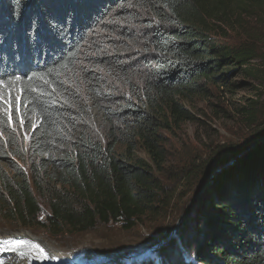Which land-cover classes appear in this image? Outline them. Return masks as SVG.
I'll list each match as a JSON object with an SVG mask.
<instances>
[{"label": "trees", "instance_id": "1", "mask_svg": "<svg viewBox=\"0 0 264 264\" xmlns=\"http://www.w3.org/2000/svg\"><path fill=\"white\" fill-rule=\"evenodd\" d=\"M255 59L264 0H0V225L59 239L119 223L158 246L144 264H264V93L234 115L258 140L166 166L186 105L227 74L264 85Z\"/></svg>", "mask_w": 264, "mask_h": 264}, {"label": "rangeland", "instance_id": "2", "mask_svg": "<svg viewBox=\"0 0 264 264\" xmlns=\"http://www.w3.org/2000/svg\"><path fill=\"white\" fill-rule=\"evenodd\" d=\"M251 63L262 66L261 69L264 70V65L259 59H255ZM227 75V83L231 85L229 89L221 85L218 97H212L207 101H195L192 105H186L189 110L191 109L194 112L196 120L183 123L175 136H171L170 145L167 148L169 156L166 166L172 162L173 158L175 160L176 156L187 150H199L202 148L203 142L218 141L228 142L235 146H243V144L245 145V143H249L253 139H259V137L251 135L250 132L245 133V127L237 122L234 115L235 111H238L241 106L247 105L249 100L262 98L264 85L238 73L233 76ZM1 94L2 90L0 89V107L2 108L3 101L1 99L3 97ZM5 99H9L7 95ZM221 101L223 104H220ZM216 104L227 106L229 112L220 110L221 112L218 113L219 108L216 107ZM4 106L8 108V101L4 103ZM9 127L11 129L9 131H12V125ZM16 133L18 138L25 134L20 131ZM23 138L25 140V137ZM137 155L147 159L146 155L141 151H138ZM183 214L181 215L183 216ZM181 215L177 219L178 221L182 217ZM42 217L40 216V218ZM177 220L175 223L178 222ZM120 229L119 223H117V225L98 227L83 235L69 236L66 233L63 237L54 239L43 231L26 228L12 229L0 225V241L3 239V236H1L3 233L17 234L28 232L37 238H43L58 250L57 252L45 246L46 244L43 245L42 242H38L37 239L32 240L22 235L17 239L25 242L20 250L26 255L22 257L17 253L5 251V253H1L0 258L8 260L10 263L7 264H115L118 261L120 262L121 258H125L127 261L133 259L135 264L147 262L152 257L153 250L158 247L149 245L152 242L151 237L146 234L147 231L140 227L130 231H122ZM174 231L175 228L167 238L173 236ZM167 238L163 237L158 242L164 243ZM31 245H39L48 258H42L39 249L30 247Z\"/></svg>", "mask_w": 264, "mask_h": 264}, {"label": "snow or ice", "instance_id": "3", "mask_svg": "<svg viewBox=\"0 0 264 264\" xmlns=\"http://www.w3.org/2000/svg\"><path fill=\"white\" fill-rule=\"evenodd\" d=\"M25 242L23 241H14V240H10V239H5L0 241V251H10L13 253H17L20 256H25L26 254L24 252H22L20 249L22 247V245ZM30 247H35L37 249H39L40 255L42 258H48L47 255L45 254L44 250L42 248H40L39 245H31ZM55 258V257H52ZM0 264H3V261H0Z\"/></svg>", "mask_w": 264, "mask_h": 264}, {"label": "bare ground", "instance_id": "4", "mask_svg": "<svg viewBox=\"0 0 264 264\" xmlns=\"http://www.w3.org/2000/svg\"><path fill=\"white\" fill-rule=\"evenodd\" d=\"M26 236V237H29L30 239L34 240V239H37L38 242H42L43 245L45 246H48V248H51V249H55V247L52 245V244H49L48 242H46L43 238H37L35 236H33L32 234L28 233V232H21V233H17V234H14V233H10V234H1V236H3V239L2 240H5V239H10V240H14V241H22L21 239H17L19 236ZM24 242V241H23ZM58 252V250H56ZM1 255V253H0ZM11 255V254H10ZM2 257V256H1ZM6 257V256H5ZM53 260V259H52ZM0 261H3V264H7V263H10L8 260L6 259H3V258H0ZM11 261V260H10Z\"/></svg>", "mask_w": 264, "mask_h": 264}, {"label": "water", "instance_id": "5", "mask_svg": "<svg viewBox=\"0 0 264 264\" xmlns=\"http://www.w3.org/2000/svg\"><path fill=\"white\" fill-rule=\"evenodd\" d=\"M220 167H221V166L216 167V168L213 170V172L207 176V178L204 180V182H203V184H202V187L200 188V191L205 187V185H206V184L208 183V181L211 179V177L213 176V173L216 172L217 170H219ZM192 202H193V200L191 201V203H192ZM186 212H187V209H186L185 213L183 214V216L186 214ZM183 216H182V217H183ZM182 217L180 218V220L182 219ZM180 220H179L178 222H180ZM154 247H155V246H154ZM156 247H157V246H156ZM2 254H3V253H2Z\"/></svg>", "mask_w": 264, "mask_h": 264}]
</instances>
